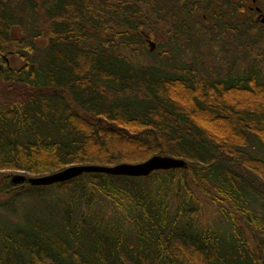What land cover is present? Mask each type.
I'll return each mask as SVG.
<instances>
[{
	"label": "trees",
	"instance_id": "16d2710c",
	"mask_svg": "<svg viewBox=\"0 0 264 264\" xmlns=\"http://www.w3.org/2000/svg\"><path fill=\"white\" fill-rule=\"evenodd\" d=\"M175 1L171 61L139 63L161 27L151 0H0V54L21 61L0 69V264H264V159L248 147H264V32L245 26L242 71L201 75L173 57L194 10ZM154 154L186 166L38 186L5 173Z\"/></svg>",
	"mask_w": 264,
	"mask_h": 264
},
{
	"label": "flooded vegetation",
	"instance_id": "af4514ba",
	"mask_svg": "<svg viewBox=\"0 0 264 264\" xmlns=\"http://www.w3.org/2000/svg\"><path fill=\"white\" fill-rule=\"evenodd\" d=\"M169 7L176 9L178 3L175 0H169ZM181 1V0H179ZM184 3L190 4V9L194 7V10L189 11L192 22L189 24L192 27L190 34L191 43L195 46L201 44L211 46V49H222L227 46L243 47L244 34L246 20L249 21L250 26H255L259 31L264 32V0H183ZM197 7L195 8V6ZM206 7L207 9L202 11L201 9ZM205 9V8H204ZM176 11L161 10V29L166 27L167 22L171 19H177L175 16ZM199 15V17H198ZM164 39L161 42L163 50L172 46L164 34ZM145 43L150 40L148 33H143L142 36ZM260 43L264 42V39L259 38ZM151 41V40H150ZM153 42V41H152ZM154 43V42H153ZM189 44L185 41L182 42L181 36L178 37V43L176 47ZM155 47V44H154ZM153 47V48H154ZM175 47V48H176ZM152 48V49H153ZM151 49V50H152ZM223 50V49H222ZM7 52V51H6ZM0 69L2 66L10 65V61L0 54ZM21 65V64H20Z\"/></svg>",
	"mask_w": 264,
	"mask_h": 264
},
{
	"label": "rangeland",
	"instance_id": "374dc122",
	"mask_svg": "<svg viewBox=\"0 0 264 264\" xmlns=\"http://www.w3.org/2000/svg\"><path fill=\"white\" fill-rule=\"evenodd\" d=\"M172 3L169 0H151V4L158 7L160 9V12L162 9L167 11H176L177 13L175 16L177 18H184V16L181 14L179 9H173L169 7V4ZM199 17V15H198ZM188 22H192V19L190 18ZM160 24V23H159ZM246 26H249V21L246 20ZM162 27V26H161ZM159 25H157L155 31L154 37H152L150 40L154 42L155 47L149 51L147 49V42L142 46V49H139V52H133L132 58L135 62L139 63H155L160 61H171V58L167 53L162 54L159 52V50H163V46L161 45V42L164 39L163 31ZM252 30V28L250 29ZM255 32V30H253ZM229 49L233 50L235 57H228L227 52L224 48L222 49H211V46L208 45H199L195 46L191 43L181 45L180 47H176V50H173L174 58H178L183 63H189L194 62L196 64V67H198V73L201 75H209V76H215L222 74L224 71L228 72L229 70H235L234 72L242 71L244 67H246V64L244 63V58H242V47H230L227 46ZM165 50H169L168 48ZM264 51V50H263ZM10 63L12 66L17 67L21 64V61L15 57H10ZM173 60V59H172ZM159 61V62H160ZM264 63L262 62L259 65V70L264 73ZM228 66H234V67H228ZM248 66V65H247ZM261 80L264 78H260ZM3 99H0V104L4 103ZM251 145H256L257 149L254 147L251 151L257 153V157H260L264 159V147H262L259 143L255 142L254 140H251L248 147ZM22 172V170H7L5 173L13 174V173H19ZM29 175V174H28ZM202 203L203 211L206 217L214 219L216 216L214 207L204 198L198 196ZM27 203L32 202L31 199H25ZM48 206L49 202H46ZM18 208H16L17 210ZM19 211V210H17Z\"/></svg>",
	"mask_w": 264,
	"mask_h": 264
},
{
	"label": "water",
	"instance_id": "95a60500",
	"mask_svg": "<svg viewBox=\"0 0 264 264\" xmlns=\"http://www.w3.org/2000/svg\"><path fill=\"white\" fill-rule=\"evenodd\" d=\"M264 20V17L261 21ZM148 49L154 47V43L147 41ZM185 160L168 155L154 154L140 162H119L113 165L99 164H69L63 168L41 175H27L22 172L9 176L12 184L25 182L29 185H49L62 182L86 172H104L111 175L145 176L149 172L158 169L184 168Z\"/></svg>",
	"mask_w": 264,
	"mask_h": 264
}]
</instances>
